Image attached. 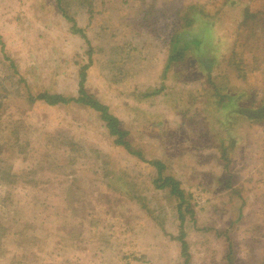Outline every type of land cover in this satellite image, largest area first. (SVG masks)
Wrapping results in <instances>:
<instances>
[{
	"label": "rangeland",
	"instance_id": "1",
	"mask_svg": "<svg viewBox=\"0 0 264 264\" xmlns=\"http://www.w3.org/2000/svg\"><path fill=\"white\" fill-rule=\"evenodd\" d=\"M247 4L264 17V0H63L93 46L87 90L184 189L190 264H229L228 236L233 264H264V28L239 29ZM71 25L56 0H0V264H180L181 201L157 168L92 109L27 100L78 95L89 47Z\"/></svg>",
	"mask_w": 264,
	"mask_h": 264
},
{
	"label": "trees",
	"instance_id": "2",
	"mask_svg": "<svg viewBox=\"0 0 264 264\" xmlns=\"http://www.w3.org/2000/svg\"><path fill=\"white\" fill-rule=\"evenodd\" d=\"M57 5L59 9L62 11L63 15L67 18V20L72 24L71 30L75 34H80L86 43L88 44V55L90 58L89 63L84 64L79 69V93L77 96H64L61 93H51L48 91H41L37 94L30 93L27 97V100L30 104L35 103L36 101H42L45 104L48 105H57V104H70V103H79L82 104L93 111L97 112L99 114V117L101 121L104 123L105 127L108 130V133L114 137V143L115 145L123 147L127 152L139 157L142 160H145L150 165L154 166L158 170V175L156 178L153 179V184L155 188L158 189H165L169 188L170 192L176 195L181 203L178 205V213H179V219H180V232L177 237H175L180 242L181 246V257L183 258V261L180 264H190L191 262V252L189 250V244L186 240V233H185V212L182 207L183 201L186 200L185 198V192L184 189L181 188L180 182L171 174L165 173V164L161 160H147L143 157L142 153L139 151H136V149L132 146V143L130 140H128L127 135L129 132L125 130L121 126V122L119 117L110 109L109 105L102 102L100 99H98L96 96L91 94L85 84H86V78H87V70L90 67L91 64V58H92V51L93 46L90 42V39L88 38L84 28L80 27L75 18L72 15L68 14V11L65 9V6L63 5V0H56ZM196 7L194 5H190L189 8ZM198 12L196 14H200V10H197ZM192 13V12H189ZM188 14L186 16V22L184 23L186 26L190 25L192 23V18H194L196 15ZM204 20V19H203ZM205 21V20H204ZM256 24H260L264 28V17H261L259 15V11H253L250 7V4H247L244 10V20L241 21L239 29L242 30L244 28L249 29L253 28ZM203 36V34L201 35ZM200 35L197 36V38L191 37L187 38L186 36H183L186 45L181 50H177L175 55H171L169 61L167 62V68L170 67L173 61H177L182 59L184 51L188 48V43L192 42L195 44H199L200 40L198 39L201 37ZM178 40L174 41V49L175 45L177 44ZM3 49V46H2ZM200 51V49H199ZM180 52V53H179ZM183 52V53H182ZM240 68V67H239ZM242 76L244 77L245 74L243 73ZM264 108H260L259 110H255L253 112V115H250L251 118H257L263 116V110ZM191 215H194V211L191 210ZM229 241V264H233L232 262V241L229 239V236L227 237Z\"/></svg>",
	"mask_w": 264,
	"mask_h": 264
}]
</instances>
